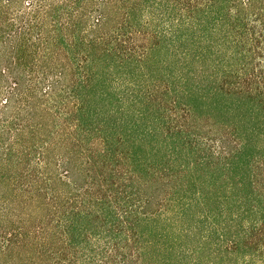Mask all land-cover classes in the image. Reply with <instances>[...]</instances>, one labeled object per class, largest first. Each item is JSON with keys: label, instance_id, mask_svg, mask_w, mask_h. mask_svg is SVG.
I'll list each match as a JSON object with an SVG mask.
<instances>
[{"label": "trees", "instance_id": "1", "mask_svg": "<svg viewBox=\"0 0 264 264\" xmlns=\"http://www.w3.org/2000/svg\"><path fill=\"white\" fill-rule=\"evenodd\" d=\"M0 264H264V0H0Z\"/></svg>", "mask_w": 264, "mask_h": 264}]
</instances>
